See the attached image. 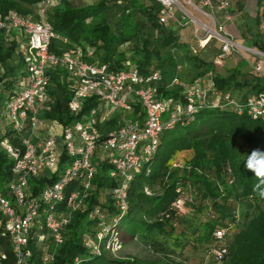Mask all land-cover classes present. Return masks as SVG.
<instances>
[{
	"label": "built area",
	"instance_id": "obj_1",
	"mask_svg": "<svg viewBox=\"0 0 264 264\" xmlns=\"http://www.w3.org/2000/svg\"><path fill=\"white\" fill-rule=\"evenodd\" d=\"M156 1L161 5L159 22L163 27L171 23L178 28L193 24L198 40L220 41L219 63L239 52L234 36L223 25L215 23L212 14L206 11L213 14L223 12L231 19L228 1ZM60 3L61 0L40 2L35 16L21 15L16 11L0 15V32L15 31L22 40L17 52L25 62L26 71V76L5 104V124L2 126L3 130L13 134L17 143L13 144L7 138L1 143L13 162L15 179L0 189V264H29L33 245L42 248L43 264H53L55 254L48 249V243L62 246L65 229L72 222L73 214L87 210L86 203L96 190L94 180L100 161H107L112 166L109 177L116 186L107 193L117 215L110 221L100 205H94L88 211V218L96 223L98 232L86 236L83 245L92 254L105 253L112 259H122L125 243L122 233L118 232V224L129 210L131 183L142 173L151 175L152 163L166 131L188 126L204 110L245 115L264 123V94L236 98L206 78L199 77L191 85H185L177 76L170 87L182 86V99H165L157 89L162 82L159 71L145 76L133 64H128L122 71H110L96 58L93 49L74 48L60 55L52 53L54 41L67 43L46 20L48 11ZM184 6L192 7L210 23L193 19ZM260 29L264 35V13ZM193 54L197 52L194 50ZM260 56L261 61L255 68L257 73L264 63V53ZM55 70L65 71L68 81L74 83V94L68 104L71 115L82 114L88 99L97 100L98 107L83 120L61 125L43 119V112L54 103L49 73ZM2 71L0 64V74ZM181 71L178 67V72ZM137 106L141 107L142 114L126 119L121 127L107 135L100 132L99 127L112 115L131 114ZM57 126H60L61 133L59 137H53L50 131ZM63 155L68 163L58 180L34 194L29 180L39 178L46 171L56 172ZM188 163L186 157H179L172 159L167 166L173 171L186 168ZM228 173L231 175L230 169ZM229 183L233 184V180ZM144 191L153 197L161 194L162 188L146 186ZM176 194L164 214L174 228H178L179 218L194 216L195 206L199 203L198 193L191 184H178ZM233 203L232 220L215 227L211 242L204 248V258L189 264H224L229 240L242 223L241 207ZM203 214L206 222L216 219L212 208Z\"/></svg>",
	"mask_w": 264,
	"mask_h": 264
},
{
	"label": "trees",
	"instance_id": "obj_2",
	"mask_svg": "<svg viewBox=\"0 0 264 264\" xmlns=\"http://www.w3.org/2000/svg\"><path fill=\"white\" fill-rule=\"evenodd\" d=\"M42 1L45 0H0V15L6 16L11 11H16L21 15L35 16L36 7ZM114 1L115 4L100 0L96 5H87L82 0H61L59 5L51 8L46 20L59 36L67 40V43L54 41L51 52L60 55L63 51L74 48H82L84 51L93 49L96 58L102 65L108 66L110 71H122L128 64L136 66L145 76L159 71L162 74V82L157 88L159 95L165 99H182L183 87H170L175 77L181 79L178 60L171 52V49L179 47L180 44L177 34L159 22L161 5L156 0H150L149 5L139 0ZM119 2L123 5H118ZM21 42L15 31L0 32V64L3 69L0 74V124L5 118V104L9 96L16 91L18 83L26 76L25 62L17 52ZM262 52L264 53V45ZM191 54L187 53L185 60L199 71L192 78V82L198 77L214 72L213 64L204 63ZM49 74L54 103L43 112L45 121L61 125L72 124L83 120L84 116L98 107L97 100L90 98L84 103L82 114L71 115L68 104L74 94V83L68 81V76L63 70L51 71ZM240 75L241 71L237 68L227 77L217 75L214 80L217 88L226 92L250 87L253 93L264 94V80L255 79L245 84L239 82ZM140 113L142 114V109L137 106L131 114H114L99 130L103 135H107L121 127L126 119H133ZM210 119H217L218 123L206 125ZM6 138L11 139L13 144L17 143L13 134L3 130L0 125V189H4L15 179L13 162L1 145ZM254 147L264 149V123L245 115L204 110L197 114L188 126H177L166 131L162 136L158 155L152 163L151 175L142 173L131 183L129 210L118 224V232L122 233L124 243L126 244V237L132 241L145 240L156 231L164 234L167 228L173 231L170 219H166L164 214L177 197L178 184H191L198 193L199 201L195 206L194 216L196 213L203 216L210 208L216 215L215 220L204 225V249L211 242L215 227L232 220V210L235 207L233 202L251 207L249 203L256 205L262 201L252 190L256 178L243 167L246 152H250ZM183 151L193 152L188 166L169 171L168 163L177 153ZM67 163V158L63 155L56 172L46 171L39 178L30 179L29 185L34 194L57 181ZM111 169L112 166L107 161L99 162L94 180L96 190L86 203L87 210H79L73 214L72 222L65 229V243L62 246H55L49 241L48 249L55 254L53 264H183L169 258L112 259L105 253L97 255L85 249L84 238L98 232L96 223L88 218V211L94 205H100L108 220L111 221L117 215L107 194L109 189L116 186L109 177ZM229 169L231 175L228 173ZM231 179L233 184L230 185ZM146 186H161L162 193L149 197L144 191ZM244 212L241 211L242 216L244 215L241 226L229 240L228 255L224 264H264V209L259 208L257 213L251 214L249 218V211L246 209ZM191 221L190 217L185 220L187 224ZM199 223L203 224L201 219ZM31 250L33 255L29 264H43L42 248L33 245Z\"/></svg>",
	"mask_w": 264,
	"mask_h": 264
},
{
	"label": "crops",
	"instance_id": "obj_3",
	"mask_svg": "<svg viewBox=\"0 0 264 264\" xmlns=\"http://www.w3.org/2000/svg\"><path fill=\"white\" fill-rule=\"evenodd\" d=\"M88 4L87 0H82ZM215 2L228 1L231 5L228 15L231 19L227 18V14L223 12H215L214 14L208 10L207 13L212 14L214 22L224 26L227 32L234 36L236 43L239 46V52L232 57L225 59L219 63V57L221 55L222 43L216 39H210L200 41L195 35V26L193 24L185 27L178 28L175 24L171 23L167 27L168 30H172L177 34L179 47L171 49V52L175 54L178 60V67H181L180 77L185 85H191L192 78L185 79L187 70L192 71L196 75L199 71L194 69L185 60L187 53H192L194 57H197L204 63L213 64L214 72H211L205 76L209 82L216 85L214 80L215 76L227 77L229 73L234 69H239L241 75L239 76V82L251 83L255 79L264 80V63L259 73L255 71L257 64L261 61L260 54L262 52V46L264 45V35L261 32L260 25L262 15L264 13V0H214ZM109 2V1H108ZM139 2L149 5L150 0H139ZM116 2L113 1L112 4ZM118 5H122L119 2ZM185 11L192 16L193 19L199 20L203 24H209L210 20L204 16H201L190 6H184ZM179 13L177 16L179 17ZM16 34H18L16 32ZM200 41V42H199ZM197 54L194 55L193 51ZM199 78V77H198ZM196 80V79H195ZM194 80V81H195ZM236 98H242L245 96L255 95L251 91V88L237 89L230 91ZM192 151H183L177 153L174 158L186 157L187 160L193 158ZM203 223V217L200 218ZM203 227L204 225L201 224ZM190 232V231H189ZM188 232V234H189Z\"/></svg>",
	"mask_w": 264,
	"mask_h": 264
},
{
	"label": "rangeland",
	"instance_id": "obj_4",
	"mask_svg": "<svg viewBox=\"0 0 264 264\" xmlns=\"http://www.w3.org/2000/svg\"><path fill=\"white\" fill-rule=\"evenodd\" d=\"M87 1V3L90 5H96L100 2V0ZM108 1L109 4H112L114 0ZM185 72V79L195 76L192 71L187 70ZM180 81L183 83L181 79ZM168 116L169 114L166 115V117ZM1 123L2 124L0 125L4 127L5 122L2 121ZM217 123V119H210L207 121L206 125L210 126ZM60 133V126H57L55 130L50 131V135H52L53 137H59ZM158 162L159 158L156 159V163ZM107 194H109V192ZM249 204L252 206L249 207L246 204L240 205L242 212L246 211V209L249 211L247 213V218H249L251 214L257 213V210H259V208L264 209V200L256 205L255 203ZM242 208L245 209L242 210ZM201 217H203V220L205 222L203 223V225H205L207 219H205V217L202 216L201 213L200 215L199 213H196L195 216H190V219L192 218V221L189 222V224L185 222V220L187 219H185V216L179 218L180 220L178 222V228H174L173 225L170 224V226L174 230L172 231L167 228L165 234L161 233L160 231H156V233L150 235V238L148 239H139L134 241H132L129 237H126V244L123 247L121 258L124 259L127 257H134L139 260L169 258L176 262H182L183 264H189L191 262L202 260L204 258L203 244L206 241V236L204 227L199 223ZM181 223H183L184 225H181ZM185 232H187V234Z\"/></svg>",
	"mask_w": 264,
	"mask_h": 264
},
{
	"label": "clouds",
	"instance_id": "obj_5",
	"mask_svg": "<svg viewBox=\"0 0 264 264\" xmlns=\"http://www.w3.org/2000/svg\"><path fill=\"white\" fill-rule=\"evenodd\" d=\"M246 153L243 167L256 178V183L253 184L252 190L260 199L264 200V149L254 147L250 152Z\"/></svg>",
	"mask_w": 264,
	"mask_h": 264
}]
</instances>
